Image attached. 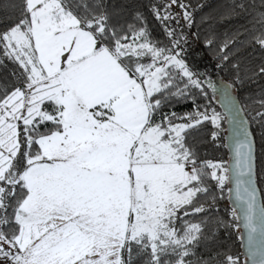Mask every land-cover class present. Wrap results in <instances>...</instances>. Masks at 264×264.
<instances>
[{
    "label": "snow or ice",
    "instance_id": "6c2138e0",
    "mask_svg": "<svg viewBox=\"0 0 264 264\" xmlns=\"http://www.w3.org/2000/svg\"><path fill=\"white\" fill-rule=\"evenodd\" d=\"M173 6L192 22L183 0L147 7L163 23L175 19ZM127 7L0 2V66L7 60L19 70L0 84V264H241L236 255L218 261L197 252L220 228L235 227L212 215L233 184L253 264H264L255 138L242 109L224 90L227 112L217 111L181 41L160 47L139 10L120 22ZM257 23L248 42L264 50V13ZM231 68L242 85L240 64ZM256 76L264 77V63L248 78ZM189 85L207 103L165 112L173 99L190 98ZM257 117L264 129V111ZM226 119L231 160H201L188 140L207 125L212 142L221 140ZM231 217L240 219L236 208Z\"/></svg>",
    "mask_w": 264,
    "mask_h": 264
},
{
    "label": "trees",
    "instance_id": "16d2710c",
    "mask_svg": "<svg viewBox=\"0 0 264 264\" xmlns=\"http://www.w3.org/2000/svg\"><path fill=\"white\" fill-rule=\"evenodd\" d=\"M3 2V0H0ZM117 6L127 4V10L123 16L119 17L120 22L130 21L132 14L139 10L147 19V26L151 30L152 38L160 47L172 49L176 40H180L182 48L189 55L198 59L197 75L200 77L211 104L217 111L224 113L217 97L224 86L230 89L231 94L238 100L242 107L243 113L247 118L251 132L255 138L256 145V182L264 202V129L261 128L259 118L253 119L260 108L259 101L264 99V77H248L262 63H264V50L254 43H249L250 38L258 31L260 25L257 18L264 13V0H183L192 12V22L189 24L185 19L177 18L172 20L175 38L167 35L169 26L167 22H160L152 16L147 7L149 4H165L167 0H114ZM243 5V7H240ZM172 8L169 10L171 14ZM4 13L0 11V17ZM14 18V17H13ZM179 20V24H177ZM180 22L189 26L190 39L187 41L183 38H177L180 34ZM167 25V27H165ZM211 41L209 44L208 42ZM228 47L225 49V44ZM229 55V61L225 62L221 57ZM233 62H238L241 66L240 75L244 77L242 85L235 84V73L231 68ZM6 66H0V84H12L15 81L13 73H18L16 65L5 61ZM247 73V75H246ZM196 78V75H194ZM182 78L181 87H183ZM190 98L177 102L175 99L171 104L164 108L165 112L175 111L177 113L193 111V101L197 105L207 103L205 97L199 94V90L189 85ZM224 133L222 139L212 142V126H204L203 131L194 134L188 142L195 145L196 150L200 153L201 160L220 161L225 163L230 161V153L227 146V119L224 124ZM214 183V182H213ZM213 188V192H218ZM223 199L216 202V209L213 216H218L225 221L233 222L234 228H220L217 238L209 243L205 248L203 245L197 249L198 254L204 259L215 257L218 261H223L225 254H232L239 257L241 264H247V259L243 251V235L240 226V220L233 221L231 209L235 208L232 200L229 199L228 192L225 190ZM211 201H209L210 203ZM208 206L207 204L205 205ZM199 215V214H198ZM238 215V213H237Z\"/></svg>",
    "mask_w": 264,
    "mask_h": 264
},
{
    "label": "water",
    "instance_id": "95a60500",
    "mask_svg": "<svg viewBox=\"0 0 264 264\" xmlns=\"http://www.w3.org/2000/svg\"><path fill=\"white\" fill-rule=\"evenodd\" d=\"M224 90H227V92H230V89L226 86H224V88L221 90L220 94L218 95L217 97V102L219 103L221 109L223 110L224 113L227 112V108L225 107V104L223 102V95H222V92ZM233 100L235 101V104L237 105V107L241 108V105L239 104L238 100L231 94ZM240 117L243 118V120L247 123V126L249 127V130L251 132V128H250V124L247 120V118L245 117L244 113H243V110H241L240 112ZM231 127L232 125L229 123V121L227 120V146H228V149H229V153H230V160H231V157L233 155L232 153V144H233V141L230 139L232 133H231ZM252 133V132H251ZM254 152H255V157H256V145H255V148H254ZM254 181H255V186L257 188V197H258V200L263 202L262 201V195H261V192L259 190V187L257 185V182H256V166H255V174H254ZM232 188H233V191H232V194H231V200H232V203L234 205V207L237 209V213H238V216H240V226H241V229H242V235H243V251H244V254L246 256V259H247V264H253V258H252V255L249 251V245H248V230L246 228H244V224H245V220L243 218V214L242 212L240 211V206L239 204L236 202V199H235V190H234V184L232 185Z\"/></svg>",
    "mask_w": 264,
    "mask_h": 264
},
{
    "label": "rangeland",
    "instance_id": "374dc122",
    "mask_svg": "<svg viewBox=\"0 0 264 264\" xmlns=\"http://www.w3.org/2000/svg\"><path fill=\"white\" fill-rule=\"evenodd\" d=\"M159 2V0H158ZM172 13L170 15H173L175 17V19H172L173 21L176 20L177 18L181 19L183 17V10L176 7V6H173L172 7ZM188 11L191 13V16H192V12L188 9ZM172 20H169V21H166L168 26H169V31L173 32V35L171 36L173 38V41H174V38L176 37L175 36V32L173 31V25H172ZM177 24H179V20L176 21ZM190 24V23H189ZM179 29H180V34H177V38H183L185 40H189L190 39V36H189V26L187 27L185 25V23H182L180 22V25H179ZM175 45V43H174ZM184 48V47H183ZM182 48V52H181V55L184 59V61L186 62V64L188 65L189 69L192 71L193 75H196V79H200L199 75H197V66H198V59L195 60V57L189 55L186 51H184L185 49ZM170 49V48H168Z\"/></svg>",
    "mask_w": 264,
    "mask_h": 264
}]
</instances>
